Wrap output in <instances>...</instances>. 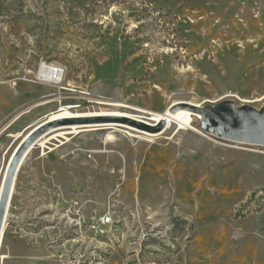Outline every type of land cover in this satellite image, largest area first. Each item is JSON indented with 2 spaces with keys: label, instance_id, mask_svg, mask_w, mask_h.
Wrapping results in <instances>:
<instances>
[{
  "label": "rangeland",
  "instance_id": "1",
  "mask_svg": "<svg viewBox=\"0 0 264 264\" xmlns=\"http://www.w3.org/2000/svg\"><path fill=\"white\" fill-rule=\"evenodd\" d=\"M43 63L65 70L61 88L37 82ZM7 81L45 89L35 98L60 99L56 112L144 123L134 108L260 110L264 0H0ZM192 119L154 137L123 127L45 136L25 157L29 188L10 200L0 264H264V147Z\"/></svg>",
  "mask_w": 264,
  "mask_h": 264
},
{
  "label": "water",
  "instance_id": "2",
  "mask_svg": "<svg viewBox=\"0 0 264 264\" xmlns=\"http://www.w3.org/2000/svg\"><path fill=\"white\" fill-rule=\"evenodd\" d=\"M183 108L199 116L201 120L200 129L208 135L234 143L264 147V105L258 110L251 106L238 107L232 101H223L203 107L188 104L177 105L170 112L175 113ZM110 122L127 124L138 129H144L149 133H158L164 129L163 124L160 127H150L121 117L48 120L38 126L23 141L8 167L5 185L0 197V244L18 168L34 145L47 134L62 127Z\"/></svg>",
  "mask_w": 264,
  "mask_h": 264
},
{
  "label": "crops",
  "instance_id": "3",
  "mask_svg": "<svg viewBox=\"0 0 264 264\" xmlns=\"http://www.w3.org/2000/svg\"><path fill=\"white\" fill-rule=\"evenodd\" d=\"M44 91L45 89L41 87L29 86L20 89L8 81L0 82V182L12 153L19 149L26 137L38 125L48 121L53 114L57 113L59 107L57 103L61 102L60 99L41 101L35 98ZM27 101L31 104H24ZM26 158L17 174L13 187V199L17 198L18 192L29 188L27 183L20 182V176L26 171L23 167Z\"/></svg>",
  "mask_w": 264,
  "mask_h": 264
},
{
  "label": "bare ground",
  "instance_id": "4",
  "mask_svg": "<svg viewBox=\"0 0 264 264\" xmlns=\"http://www.w3.org/2000/svg\"><path fill=\"white\" fill-rule=\"evenodd\" d=\"M107 105H112L114 107L115 106H117V107H125V106H123L121 104H110L109 103ZM130 108H131V106H130ZM73 109H75L74 106H71V107H68V108L67 107H63L60 111H58L57 113L53 114L50 117L49 120H62V119H74V118H95V117H121V118H125V119H129V120H133V121L142 123V124H144L146 126H150V127H160L163 124L164 127L167 126V129H168L172 125L177 124L180 127V129H186L188 127H192V122H193L192 117L194 116L193 113L188 112V111H183V110H180V109L177 112L173 113V114L169 113V112H167L166 114H160V113H155V112H151V111L140 109V108H134L135 111H138L140 113L148 115L151 118L150 121L153 122V123H144L142 120H140L138 118H135L134 116H132L130 114L121 113V112H113V113H104L103 112V113L79 114V113L72 112ZM131 109H133V108H131ZM197 117H199V116H197ZM93 127H103V128L123 127V128L130 129L131 131H134L136 133L149 135V136H152V137L164 134V132H162V131L158 132V133H149V132H147L144 129H138L136 127H133V126H130V125H127V124L115 123V122L100 123V124H93V125L62 127L60 129H63V128L70 129V130H73V133H74V132L80 131L81 129L83 130V129H89V128H93ZM54 131H56V130H54ZM43 138L40 139L38 142L42 141ZM17 151L15 150L12 153V155H11V157L9 159V162L7 163V165L5 167V170L3 172V177H2L1 182H0V197H1L4 185H5V180H6V176H7L8 167H9L10 162L12 161L11 158L13 159V157L16 154ZM23 161H22L21 165L23 164ZM14 184H15V181H14ZM12 195H13V192H12ZM11 198H12V196H11ZM11 198H10V200H11ZM9 206H10V203H9ZM9 206H8V208H9ZM7 216H8V214H6V220H5V223H4V227L2 229V238H1L0 250H1V247H2L3 239H4V233H5V228H6Z\"/></svg>",
  "mask_w": 264,
  "mask_h": 264
},
{
  "label": "built area",
  "instance_id": "5",
  "mask_svg": "<svg viewBox=\"0 0 264 264\" xmlns=\"http://www.w3.org/2000/svg\"><path fill=\"white\" fill-rule=\"evenodd\" d=\"M65 79V70L62 67H53L50 64L43 63L40 67L37 82L42 85L52 86L56 88H61ZM62 93L60 92L59 96L62 98ZM71 107V106H67ZM62 109V108H61ZM60 109V110H61ZM113 218L109 215L104 216L101 219L103 225L112 224Z\"/></svg>",
  "mask_w": 264,
  "mask_h": 264
}]
</instances>
